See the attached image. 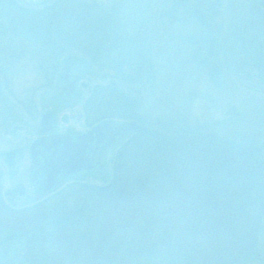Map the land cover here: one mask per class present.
I'll return each instance as SVG.
<instances>
[{"label": "trees", "instance_id": "16d2710c", "mask_svg": "<svg viewBox=\"0 0 264 264\" xmlns=\"http://www.w3.org/2000/svg\"><path fill=\"white\" fill-rule=\"evenodd\" d=\"M108 10L85 0H54L42 9L0 0V38L45 49L37 67L48 84L63 56L77 51L132 86V55L139 64L143 57L128 48L132 37L117 24L118 12ZM131 86L95 85L84 103L90 125L115 119L143 127L117 149L106 184L72 181L47 199L10 206L0 170V230L7 241L18 244L27 264L254 261L264 233L261 148L202 125L158 120L150 128Z\"/></svg>", "mask_w": 264, "mask_h": 264}, {"label": "rangeland", "instance_id": "374dc122", "mask_svg": "<svg viewBox=\"0 0 264 264\" xmlns=\"http://www.w3.org/2000/svg\"><path fill=\"white\" fill-rule=\"evenodd\" d=\"M15 1L25 8L42 9L54 0ZM85 1L117 11V24L132 37L128 48L143 57L139 64L132 55L129 74L135 79L130 93L140 100V113L150 128H155L158 120L179 126L202 125L226 139L261 148L264 157V0ZM43 50L41 53L36 45L17 38H0V170L3 198L10 206L30 203L20 194L30 181V146L36 142L46 100L62 93L60 76L65 73L63 59L68 55L63 56L59 71L48 84V77L39 74L37 67L39 60L48 56ZM69 55L83 65L81 80L89 88L81 91L83 99H88L91 88L98 84L113 82L129 91V84L116 79L113 71L97 70L80 52ZM213 75L218 77L214 80ZM76 110L85 115L83 106ZM71 112L59 111L60 130L64 132L68 126L86 129L87 120L78 122ZM11 113L16 118L10 123H24V129H17L16 134L4 124L9 122L5 115ZM111 120L118 125L140 123ZM116 152L115 147L106 160L108 179ZM108 179L84 182L101 186ZM18 247L16 242L7 241L6 231L0 230V264H27ZM247 264H264V233L259 256Z\"/></svg>", "mask_w": 264, "mask_h": 264}, {"label": "flooded vegetation", "instance_id": "af4514ba", "mask_svg": "<svg viewBox=\"0 0 264 264\" xmlns=\"http://www.w3.org/2000/svg\"><path fill=\"white\" fill-rule=\"evenodd\" d=\"M64 62V61H63ZM75 61H71L68 64L65 63V71L69 69V76L66 78H62V93L52 97V99H47L45 102L46 110L41 115V124L38 129H36V132L38 133L37 137L34 139L35 141H42L44 139H49L51 136L54 135H61L66 136L68 138H72L73 142H76L77 137L80 135L87 134L93 130L96 126L101 124L103 121L94 123V124H88L86 129H75L73 126H68L67 129L62 132L60 130V126L57 124V116L59 114V111H63L66 109H70L71 115L73 119H77L78 122H82L83 118L86 120L85 115L78 113L76 108L78 107H84V103L86 99H83L82 92L86 89H89L87 85L81 80L83 77V67L76 65ZM49 102H52V104H49ZM63 109V110H62ZM26 113L29 115H33V113L30 112V110L24 109ZM5 118L9 122H4L6 128L10 131L11 134H16L17 129L22 130L24 129V123L21 122L20 124L15 123L12 124L10 121H15L14 114H7L5 115ZM13 118V119H12ZM44 119H52L53 120V132H46V130L51 127V125H44L43 120ZM13 125V126H12ZM121 125H112L111 130L109 132H106V134L99 133L94 134L91 137V141L88 143L87 149H86V155H87V161L90 162L92 170L90 172H87L84 175V179H95V180H105L108 175L106 174L107 168H106V160L110 154V152L116 147L118 149L122 143L130 139L134 134H132L130 131L126 132L122 131L120 135L116 136V133L118 134V131L116 128H119ZM51 142V141H50ZM31 148V146H30ZM31 153V149H30ZM51 151H48L47 153L40 154L36 157V160H31V166H30V174L29 178L30 181L28 183L27 189H22L21 193L23 197L30 201V203L36 202L39 195H41V188H42V182L46 178V173L44 172V166H45V158L49 157L51 155ZM13 159H10L12 161ZM61 179V177H59ZM71 181H75L72 179Z\"/></svg>", "mask_w": 264, "mask_h": 264}, {"label": "water", "instance_id": "95a60500", "mask_svg": "<svg viewBox=\"0 0 264 264\" xmlns=\"http://www.w3.org/2000/svg\"><path fill=\"white\" fill-rule=\"evenodd\" d=\"M72 61V58H68V62ZM69 76V69L61 78H66ZM53 120L44 119V125H51L46 132H53ZM114 122L106 121L95 128L87 134L80 135L77 137L76 142H73L72 138L66 136L54 135L50 137V140L44 139L43 142L36 141L31 146V155L33 161L40 154L47 153L51 151V155L45 158L44 172L46 173V178L42 182L41 195L37 200L43 197V194H48L53 191L56 187L63 185L69 179L73 178L76 180L84 179V175L92 170L90 162L87 161L86 149L88 143L91 141V137L94 134L109 132L111 126ZM118 126V125H117ZM143 127L135 122L126 125H121L116 128L118 134L120 135L122 131L138 134L142 131ZM51 141V142H50ZM61 177V179L59 178Z\"/></svg>", "mask_w": 264, "mask_h": 264}]
</instances>
